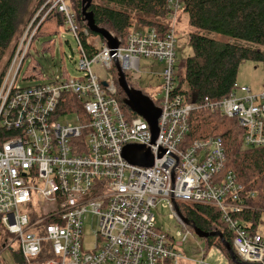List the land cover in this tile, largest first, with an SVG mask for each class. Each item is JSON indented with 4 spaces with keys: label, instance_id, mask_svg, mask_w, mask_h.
Returning a JSON list of instances; mask_svg holds the SVG:
<instances>
[{
    "label": "built area",
    "instance_id": "2783aa9c",
    "mask_svg": "<svg viewBox=\"0 0 264 264\" xmlns=\"http://www.w3.org/2000/svg\"><path fill=\"white\" fill-rule=\"evenodd\" d=\"M68 1L46 0L30 19L0 86V131L6 134L0 137V226L18 243L26 264L190 261L179 252L195 235L176 210L181 205L219 210L235 235L236 259L264 264V235L249 234L234 219L246 209L244 187L227 166L223 140L211 137L186 145L191 115L199 109L236 120L244 148H264V81L258 92L236 84L228 97L207 98L198 108L177 89L182 0H168L165 27H135L125 46L114 53L102 46L92 60L79 40ZM58 13L65 25L58 24ZM50 21L59 32L67 27L77 41L78 68L84 76L20 89L18 83L27 78L22 75L25 63ZM142 58L165 66L161 98L155 105L161 111L155 141L146 120L135 113L136 117L127 115L118 98L115 61L131 80L134 73H141ZM93 65L111 72L110 78L101 81ZM66 94L79 99L83 116L58 114ZM72 114L80 120L77 126L62 122ZM132 145L150 151L152 167L135 166L125 159L124 149ZM159 205L170 209V218L182 227L176 236L156 227L153 210ZM87 224L96 225L90 249L85 246ZM13 242L7 239L5 246Z\"/></svg>",
    "mask_w": 264,
    "mask_h": 264
},
{
    "label": "trees",
    "instance_id": "16d2710c",
    "mask_svg": "<svg viewBox=\"0 0 264 264\" xmlns=\"http://www.w3.org/2000/svg\"><path fill=\"white\" fill-rule=\"evenodd\" d=\"M45 1L0 0V86L19 36ZM182 2V14L188 16L189 25L195 32L189 35L193 55L182 61L177 59V89L189 103L199 108L207 98L220 101L228 97L237 84L240 67L244 63L264 65V52L261 49H252L238 43L264 49V0ZM167 3L168 0H93L89 11L93 13L98 28L110 32L123 47L135 27H165V21L170 14ZM77 6V10L72 9L78 26V37L86 55L92 60L101 51L100 47L106 46L107 42L88 30L81 15V0L77 1ZM56 17L59 25H65L63 15L58 13ZM202 32L218 34L234 41H217ZM95 38L100 40V46L91 41ZM127 81L131 88L139 90L128 77ZM118 98L127 115L136 117L125 105L126 96L122 90H119ZM155 105L158 107L157 102ZM73 112L83 116V105L75 96L66 94L58 114ZM3 135L6 134L0 131V137ZM211 137L223 140L227 166L235 172L239 183L244 187L242 196L246 209L235 215L234 219L240 221L249 234H256L264 217V148H244L243 131L239 129L236 120L213 116L204 110L194 111L190 118V133L186 145ZM179 211L183 218L201 231L222 233L225 241L234 249L235 235L223 222L219 210L208 206H197L196 210H192L181 205ZM6 239L8 237L0 226V254L6 249L12 251L11 247L3 248ZM206 241L209 247L218 248L229 263L234 264L220 239L210 237ZM15 259L18 264H26L19 250L15 253ZM237 261H240L238 257Z\"/></svg>",
    "mask_w": 264,
    "mask_h": 264
},
{
    "label": "rangeland",
    "instance_id": "374dc122",
    "mask_svg": "<svg viewBox=\"0 0 264 264\" xmlns=\"http://www.w3.org/2000/svg\"><path fill=\"white\" fill-rule=\"evenodd\" d=\"M77 1H68V4L73 9L77 10ZM77 6V8H76ZM35 15V14H34ZM66 29L61 32L50 21L46 26L38 40L35 42V49L31 50L30 58L25 63L22 75L27 78L20 80L18 86L20 89L31 88L40 85H46L57 80L64 79L66 77L79 79L84 76L83 72L79 71V48L77 41L73 35ZM138 28V27H136ZM195 32V30L189 25V19L186 14L181 15V21L177 29V59L184 60L193 55V49L190 45L189 35ZM201 33V32H200ZM203 33V32H202ZM208 37L221 42H233L232 39L214 34L203 33ZM91 41L100 46V40L98 38L91 39ZM236 42V41H235ZM245 47L252 49H261L255 45H248L241 43ZM100 66L93 65V71L100 77V80L109 79L111 72L103 71ZM164 65L157 62L141 59V73H134L131 81L135 88L143 91L150 97L153 102H157L161 98V89L163 87V81L161 74L164 70ZM41 74V77H40ZM264 81V65L262 63L246 62L240 67L238 74L237 84L241 87H248L253 92L261 90L262 83ZM62 122H68L77 126L80 120L77 115L72 114L64 116ZM155 215L156 227L164 233H169L172 236L182 231V227L176 220L170 218L171 211L159 205L153 210ZM86 248L90 249L93 245V230L96 229V225H86ZM258 232L264 235V217L262 223L259 226ZM7 235V232H4ZM10 242H13V237L7 235ZM7 243V239L5 240ZM12 251L6 249L0 254V264H18L15 259V253L19 249L17 242L11 244ZM180 254L190 260L181 262V264H200L205 260V264H230L229 260L225 257V254L216 247H209L206 240L198 238L196 235H191L186 244L179 250Z\"/></svg>",
    "mask_w": 264,
    "mask_h": 264
},
{
    "label": "water",
    "instance_id": "95a60500",
    "mask_svg": "<svg viewBox=\"0 0 264 264\" xmlns=\"http://www.w3.org/2000/svg\"><path fill=\"white\" fill-rule=\"evenodd\" d=\"M93 5V0H81V15L84 21L87 23V28L90 32L97 34L99 37H102L106 40L107 46L109 49L117 50L120 46L119 41L108 31L98 28L95 23L94 15L90 10L91 6ZM115 67L118 71V84L120 89L126 96L125 105L136 115L144 118L146 122L149 124L151 131L153 133L154 141L158 137V120L161 116V111L158 109L154 102L140 90H135L131 88L128 84L126 76L122 70V66L118 61H115ZM104 85H106L104 83ZM124 157L127 161L131 164L139 167L149 168L153 166L154 158L151 155L149 150H146L144 147L141 146H127L124 149ZM177 212H179L178 207L176 208ZM180 213V212H179ZM187 224H189L193 230L195 235L202 239L206 240L210 237L218 238L222 242L224 248L230 255L234 264H248L244 262H238L232 249L231 245L225 241L224 235L219 232L215 233H205L200 229L196 228L189 220L183 219ZM4 249L6 246L3 247Z\"/></svg>",
    "mask_w": 264,
    "mask_h": 264
},
{
    "label": "bare ground",
    "instance_id": "6f19581e",
    "mask_svg": "<svg viewBox=\"0 0 264 264\" xmlns=\"http://www.w3.org/2000/svg\"><path fill=\"white\" fill-rule=\"evenodd\" d=\"M152 137H153V133H152Z\"/></svg>",
    "mask_w": 264,
    "mask_h": 264
}]
</instances>
